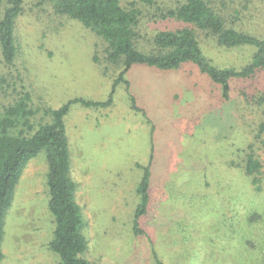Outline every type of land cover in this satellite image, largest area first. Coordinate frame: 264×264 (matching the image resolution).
Wrapping results in <instances>:
<instances>
[{
    "label": "rangeland",
    "instance_id": "rangeland-1",
    "mask_svg": "<svg viewBox=\"0 0 264 264\" xmlns=\"http://www.w3.org/2000/svg\"><path fill=\"white\" fill-rule=\"evenodd\" d=\"M157 1L165 6L176 0ZM35 2L25 0L17 19L13 64L0 58V108L25 88L37 123L48 120L46 108L68 99L105 100L118 71L103 73L93 61L96 36L79 20L48 14ZM119 2L144 12L137 40L142 51L152 46L154 32L185 25L152 22L141 0ZM214 2L227 25L264 36V0ZM4 4L0 0V12ZM197 40L202 55L220 68L241 67L254 53L250 45L221 46L201 31ZM126 77L130 91L119 83L111 105L73 103L64 118L90 264H158L153 247L164 264H264V177L256 189L228 164L250 144L264 165V133L258 134L264 109L252 104L253 94L264 93V73L234 81V97L225 102L220 86L191 62L172 69L135 64ZM151 152L152 199L141 235L133 230L138 164H146ZM47 171L44 152L27 162L6 211L0 264H58L47 245L53 228ZM255 211L259 218L251 221ZM183 218L191 226L183 227L192 234L188 246L184 237L190 238L172 228Z\"/></svg>",
    "mask_w": 264,
    "mask_h": 264
},
{
    "label": "trees",
    "instance_id": "trees-1",
    "mask_svg": "<svg viewBox=\"0 0 264 264\" xmlns=\"http://www.w3.org/2000/svg\"><path fill=\"white\" fill-rule=\"evenodd\" d=\"M214 1L217 0H176L173 5L163 6L157 0H141L149 9L147 14L152 22L170 20L185 24L154 32L150 39L152 46L145 52L137 47V40L142 37V19L145 16L133 2L123 6L119 0H36L34 4L48 14L77 19L91 30L97 39L93 61L102 65L103 73H107L110 68L118 73L112 76V89L105 100L84 97L68 99L57 108H46L48 120L32 121L35 110L32 108L30 92L25 91V88L17 91V97L11 103L0 108V263L4 258V219L13 200L16 184L27 162L44 152L48 163V209L53 223L48 248L58 256V264H90L87 257L88 240L82 232L80 207L75 200L77 184L70 174V149L64 122L73 103L86 107L111 105L119 83H123L125 89L130 91L126 74L135 64L172 69L181 67L183 63H194L213 83L220 86L222 102L234 97V81L247 82L261 77L264 73V36L239 31L227 25L223 12ZM24 4L25 0H5L0 12V58L8 65L13 64L17 54L16 22L19 15L23 14ZM197 31L212 35L224 47L253 46L251 60L238 68H220L211 64L202 55ZM261 92L253 94L252 104L264 109V93ZM130 98L134 103L135 98L132 95ZM135 108L138 109L137 106ZM258 131V134L264 133V122L258 125ZM248 148L249 152L245 151L236 162L228 164L241 169L251 184L260 190L257 184L264 177V165L252 145L248 144ZM152 161L151 152L146 164H138V203L133 215V230L141 235H146L142 221L152 199ZM251 215V221L259 218L257 211ZM185 225L191 227L184 222V218L183 221L178 219L172 228L190 238L184 237L188 246V242L190 244L193 240L192 234L183 228ZM231 231L236 232V228L233 227ZM153 255L158 264H164L154 247Z\"/></svg>",
    "mask_w": 264,
    "mask_h": 264
}]
</instances>
